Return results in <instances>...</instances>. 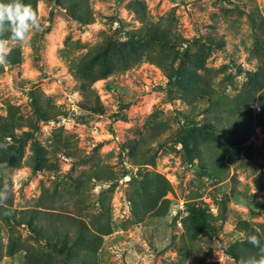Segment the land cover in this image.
I'll list each match as a JSON object with an SVG mask.
<instances>
[{"label":"rangeland","instance_id":"rangeland-1","mask_svg":"<svg viewBox=\"0 0 264 264\" xmlns=\"http://www.w3.org/2000/svg\"><path fill=\"white\" fill-rule=\"evenodd\" d=\"M89 2L94 21L80 26L68 16L70 0H32L39 31L29 32L23 42L3 40L10 50L0 63V116L14 114L18 135L35 128L47 164L32 168L28 141L3 173L1 204L10 199L11 209L31 210L46 190L54 201L41 216L52 213L49 220L55 222L63 214L86 219L103 202L113 232L102 239L98 264H179L180 247L189 256L184 264H234L226 251L244 238L243 224L264 225V108L251 117L253 133L247 138L245 127L229 130L230 117L218 124L201 111L205 105H184L183 90L196 75L209 78L219 91L258 99L264 90L258 62L264 60V0ZM153 27L170 35L149 43ZM129 34L140 37L132 40ZM172 35L183 42L177 45ZM103 39L114 48L104 67L108 75L91 86L99 113L86 110L89 101L70 64ZM115 48L129 60L120 62ZM144 52L171 62L168 73L177 76L169 94L159 67L133 59ZM30 90L40 107L58 111L53 119L36 118ZM183 117L192 127L179 142L176 120ZM258 117L263 126L256 125ZM144 132L148 139L140 144ZM131 156L147 161L141 175ZM96 166L126 175L78 189L70 181ZM78 197L86 200L79 214L73 206ZM153 204L161 207L160 216L149 211ZM196 208L213 233L201 228L192 212ZM11 236L44 253L51 250L27 227L0 221V264H21L20 254L6 255Z\"/></svg>","mask_w":264,"mask_h":264},{"label":"trees","instance_id":"trees-1","mask_svg":"<svg viewBox=\"0 0 264 264\" xmlns=\"http://www.w3.org/2000/svg\"><path fill=\"white\" fill-rule=\"evenodd\" d=\"M23 3L30 5L35 12L32 0H23ZM70 8L72 12L71 14L69 12L68 16L74 22L79 23L80 26H89L93 23L94 16L89 0H70ZM119 26H124V24L121 23ZM150 29L151 31L148 33L150 35L149 43H158L160 42L159 39L163 40L165 36L170 35V31L168 30L157 27ZM129 35L132 40L133 37H140L133 34ZM0 40L19 42L12 39L9 31L0 33ZM171 40L176 42L177 45L183 42L176 35H172ZM112 47L114 48V46L109 44L108 39H103L100 45L88 47L84 55L70 64V73L76 79L78 89L89 101L85 107L87 111H99L101 113L99 98L91 86L95 81L104 79L108 75L104 67L109 59V55L112 53ZM115 50L120 57V62L123 63L126 59L129 60L128 54L122 53L117 48ZM140 58L156 65L166 74L167 82L165 91L169 94V90L173 86L174 77L177 76L174 72L168 73L173 68V66L169 67L171 62L168 60L163 61L155 53H134V60L138 61ZM258 62L264 68V60L259 59ZM183 94L184 105L192 109H196L200 104L205 105L201 111L212 114L218 124L222 123L224 116L230 117L232 124L227 126L229 130L236 131L245 127L244 133L248 132L246 135L247 138L253 133L251 117H253L255 112L260 114L261 108H264V90L256 100L254 98L255 96L246 92H237L230 95L224 91H219L215 83H210L209 78L198 77L196 75H194L190 83L185 84ZM27 96L30 100L32 111L38 120L53 119L55 114L58 113L53 106L47 108L40 107L35 100L34 91L30 90ZM262 113H264V110H262ZM256 125L259 127L263 126L259 121V117L257 118ZM191 127L192 125L187 117L176 120V128L179 130V142L190 131L188 129ZM18 128L17 118H15L12 112L9 111L6 117L0 116V180L4 175V171L11 169L14 165V162L20 155L22 147L28 141L30 142L31 150V155L28 160L32 164V168L34 170L44 168L47 164L46 159L43 157L44 151L34 138L35 128L32 132H22L19 135L15 132ZM147 139V134L144 132V134L140 135L138 142L140 144L145 143ZM6 144H10V147L6 148ZM131 164L132 167L137 169L138 175H141L140 169L148 165L142 156H131ZM103 167L96 166L94 169L70 179V181L78 189L79 187H84L90 181L112 183L126 175V173H115L107 167L106 169ZM164 191L165 193L171 191L169 184H166ZM0 201L2 202V200ZM53 201L54 198L52 195H48L46 190H42L37 200V206L31 210L17 211L11 209L10 199L7 200V206L2 205L0 202V221H8L16 226L27 227L30 234L38 242L46 244L51 249L48 253H44L11 236L6 248L7 257L13 259L14 256L20 254L21 264H98L97 254L101 248L102 239L113 232L110 223L109 208L100 201L98 202L97 210L86 219L80 218L77 214L76 216L63 214L56 216L57 218L54 222L53 220H49V217H51L49 214L52 213L46 214L47 218H42L41 216L43 215V210L50 209L49 205ZM165 202L167 201L162 200V203ZM85 205L86 200L83 197L75 198L73 201V206L78 214L80 209L82 210L81 206ZM160 209L161 207L156 208V204H153L150 206L149 211H155V216H160ZM192 212L201 228L213 233V228L208 226L205 218L202 216V210L196 208ZM243 236L244 238L238 244L233 245L230 250L228 249L226 251V254L232 259L233 263L253 264V261L259 262L264 259V225L249 227L243 224ZM251 236L258 238L260 241L259 245L250 243L249 238ZM178 255L180 257L179 264H184L189 258L188 252L184 247H180Z\"/></svg>","mask_w":264,"mask_h":264},{"label":"clouds","instance_id":"clouds-1","mask_svg":"<svg viewBox=\"0 0 264 264\" xmlns=\"http://www.w3.org/2000/svg\"><path fill=\"white\" fill-rule=\"evenodd\" d=\"M9 31L12 39L23 42L29 32L39 31V20L32 7L23 3V0H0V33ZM6 41H0V63L10 49L5 45ZM250 243L259 245L260 241L256 236L249 238ZM253 264H264V259Z\"/></svg>","mask_w":264,"mask_h":264}]
</instances>
